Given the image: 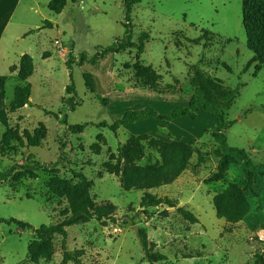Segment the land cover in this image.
<instances>
[{"label": "rangeland", "instance_id": "1", "mask_svg": "<svg viewBox=\"0 0 264 264\" xmlns=\"http://www.w3.org/2000/svg\"><path fill=\"white\" fill-rule=\"evenodd\" d=\"M50 1L22 0L0 34V62L18 67L28 54L34 65L31 103L8 111L16 87L23 85L17 70L5 82L6 110L0 106V172L9 171V179L0 181V219L32 226L0 223V264H31L34 229L70 216L64 184H77L80 173L93 181L90 195L96 204L115 207L112 219L67 228V250H82L85 264H252L256 255L264 258V169L253 173V185L245 191L250 211L242 221L229 223L216 215L214 197L232 183L247 188L250 170L230 153L226 177H213L222 156L214 116L200 112L166 125L149 118L116 132L98 127L128 112L152 108L168 115L187 107L194 94L191 68L198 65L208 78L236 92L226 112L233 122L225 131L227 145L245 149L256 164L264 162V67L256 71L247 48L242 0H142L128 14L124 0H68L60 14L48 9ZM126 25L135 48L87 61L123 39ZM70 55L72 70L66 65ZM139 66L152 78L139 74ZM70 73L75 93L66 91ZM86 74L94 92L86 86ZM84 124L81 133L69 130ZM25 131L36 136L38 147L27 145ZM139 136H145L142 154L131 143ZM164 145L170 158L184 162L181 173L168 184L126 190L125 174L162 171ZM150 196L168 197L174 207L142 206ZM179 208L192 212L198 223L185 220ZM139 230L165 260L145 258ZM61 244L55 237L52 259L40 264H61Z\"/></svg>", "mask_w": 264, "mask_h": 264}, {"label": "trees", "instance_id": "2", "mask_svg": "<svg viewBox=\"0 0 264 264\" xmlns=\"http://www.w3.org/2000/svg\"><path fill=\"white\" fill-rule=\"evenodd\" d=\"M142 0H124L126 14H128L132 5L141 2ZM68 0H51L48 4V9L56 14H60ZM243 10V25L246 33L247 48L253 53V61L258 64L256 71L264 67V0H242ZM135 43L132 41L131 26L126 25V36L117 40L114 44L102 48L93 57L88 58V62L96 63L98 60L104 58L109 53H120L129 49L135 48ZM73 55H70L66 61V65L70 70L73 68ZM18 70V79L23 85L16 87L14 98L8 105V111L14 113L19 109L24 108L31 103L32 86L29 79L34 74L33 59L30 55L25 54L20 58L19 66H12L11 72ZM139 74L152 78L146 68L139 66L137 68ZM192 76L190 83L194 86V94L190 98L187 107H179L168 115L158 114L154 109L147 108L143 111H133L126 113L120 120L113 124L106 121L98 124L99 128H108L112 132H116L119 128L140 122L149 118L155 119L159 124L166 125L168 122L182 118L189 117L195 119L200 112L208 113L215 117L216 125L214 129L215 140L218 143V150L222 154L217 172L213 176L215 179H224L227 175L229 166L233 163V157L229 154L233 153L243 160L244 166L250 170L247 188H242L237 184L228 185L221 193L217 194L213 199V205L216 210V215L219 219H225L229 223H238L242 221L250 211V204L246 198L245 191L253 185V173L260 172L264 169V162L256 164L251 158L249 152L241 148H231L227 145L225 131L233 125V122L227 121L226 112L229 110L235 101L236 92L230 88L220 85L219 81H213L207 77L198 65L192 66ZM86 86L94 92L95 85L92 77L89 74L84 75ZM72 84L66 88L67 93H75V86L73 84V76L70 73ZM88 126L74 125L69 126L72 133H81ZM10 132V131H9ZM8 132V133H9ZM8 139V136H5ZM145 136L132 138L131 143L139 153L144 152V146L140 140ZM24 139L27 141L29 147H38L40 141L35 135L28 131L24 133ZM8 145V142H7ZM184 144H179V147H187ZM3 151V149L1 150ZM167 151V152H166ZM161 152L165 159V166L161 170H155L150 173L142 172L138 174H125L123 178V186L126 190L132 188H147L157 187L163 184L171 183L182 171L184 162L174 161L168 156L167 145L161 146ZM167 153V154H166ZM130 159V158H129ZM37 163V162H35ZM132 163V162H131ZM41 169L42 166H38ZM29 173H34L33 168H30ZM135 169L132 170V173ZM112 173V171H110ZM79 182L72 184L67 182L64 184L63 195L67 197L69 202L70 216L65 215V218L56 224L41 225L34 229L35 239L31 241L28 248V258L31 264H40V260L50 261L52 259L55 246L54 238L60 236L62 238L63 260L61 264H68L74 262L75 264H85L82 261L83 251H68L66 241L68 238L67 228L90 220H109L115 211V207L111 204L98 205L94 202L90 195V189L93 187V181H89L83 174H77ZM9 179V171L0 172V181H7ZM160 204H166L174 207V202L168 198L145 197L142 201L144 207H156ZM178 212L183 218L192 223H198V218L189 210L179 208ZM0 223L15 224L17 227L25 229L32 228L28 223L18 221L16 219L3 220ZM264 230V222L262 224ZM138 237L140 239L145 258L152 262L158 263L165 260V256L155 252L156 244L148 240V236L144 230H139ZM252 264H264V258L261 255H256Z\"/></svg>", "mask_w": 264, "mask_h": 264}, {"label": "crops", "instance_id": "3", "mask_svg": "<svg viewBox=\"0 0 264 264\" xmlns=\"http://www.w3.org/2000/svg\"><path fill=\"white\" fill-rule=\"evenodd\" d=\"M22 0H0V34L3 35L4 30L6 29L7 24L9 23V18L13 14V10L17 8L18 4ZM50 3V2H49ZM15 4V6H14ZM1 38V37H0ZM22 56V55H21ZM16 65L15 63L0 62V106L6 110V98H5V82L6 79L11 75V67ZM27 106V105H26ZM25 106V107H26ZM24 107V108H25Z\"/></svg>", "mask_w": 264, "mask_h": 264}, {"label": "built area", "instance_id": "4", "mask_svg": "<svg viewBox=\"0 0 264 264\" xmlns=\"http://www.w3.org/2000/svg\"><path fill=\"white\" fill-rule=\"evenodd\" d=\"M55 45H56L57 47H61V43L59 42V40H55Z\"/></svg>", "mask_w": 264, "mask_h": 264}]
</instances>
